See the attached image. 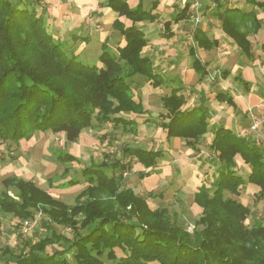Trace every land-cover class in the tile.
<instances>
[{
	"label": "trees",
	"instance_id": "trees-1",
	"mask_svg": "<svg viewBox=\"0 0 264 264\" xmlns=\"http://www.w3.org/2000/svg\"><path fill=\"white\" fill-rule=\"evenodd\" d=\"M145 1L134 0L131 7L129 0H103L102 5L116 15L112 29L120 37L112 45L104 42L98 64L90 65L79 59L77 43L50 29L40 0H0V142L18 145L35 133L51 132L74 143L96 123L124 127L144 115L143 85L156 89L165 84L143 55L148 40L137 24L158 18L154 13L158 1L150 0L148 5ZM212 2V17L225 37L252 62L250 37L264 28V1L247 0L244 5L249 8ZM187 9L186 5L175 21L185 18ZM165 25L168 29L170 23ZM195 39L203 45L199 30ZM195 65L200 71L197 61ZM160 103L164 121L159 127L166 138H178L196 150L207 131L206 111L201 107L181 111L185 99L174 88ZM209 150L216 172L193 196V203L202 210L197 222L202 230L193 236L178 224L171 226L165 209H151L146 199L122 188V174L130 162H108L105 156L101 164L84 168L81 176L88 186L73 207L30 181L6 178L0 189V212L24 220L39 211L47 230L37 242L27 241V252L18 256L8 247L0 248V264H104V260L113 264H264V223L246 226L249 209L237 200L241 190L252 185L256 199L264 201V144L219 128ZM121 153L146 170L156 168L162 156L161 151L130 146ZM55 158L61 165L78 161L63 152ZM236 160L247 166L246 177L239 174ZM76 185L77 180L69 178L55 188ZM101 197L106 198L105 204ZM128 207L124 214L118 211ZM51 225L72 228L67 248L61 247L64 238Z\"/></svg>",
	"mask_w": 264,
	"mask_h": 264
},
{
	"label": "rangeland",
	"instance_id": "rangeland-1",
	"mask_svg": "<svg viewBox=\"0 0 264 264\" xmlns=\"http://www.w3.org/2000/svg\"><path fill=\"white\" fill-rule=\"evenodd\" d=\"M149 1L150 0H146L145 4H147ZM161 1L163 3L169 0ZM197 1L198 9L199 6L202 5V0ZM206 1H208V4H210L209 11H214L215 3H213L212 0ZM220 1L221 3H227L228 5H239L241 7L244 6V8H249L248 6H245L246 4L244 5L247 0ZM70 2L71 0H40V4L38 3V5L40 8L45 10L46 23H48L50 29L56 31L58 28L61 31L57 33L63 34L64 32L61 28V22L64 20L63 16L69 13H72L70 22H73L75 25L83 22V18L86 16V22L89 23L88 26H91L93 30L96 29L97 25L101 26V24L96 23L94 18L90 17V12H100V4L95 2V4L89 10H86L83 13L79 8L76 9L77 11L72 12L73 10L71 11L68 7ZM179 2L181 5H183L181 0ZM189 4L190 3L188 2L183 5V7L187 5L189 9ZM71 7L73 8L72 5ZM131 7H133V5ZM40 8H38V14L42 12ZM190 9L194 11L196 10V8H192L191 6ZM199 17H201L200 13ZM101 21L103 22V29L105 31L104 33L107 32V35L109 36L108 44L112 45L113 42H115L116 39L120 37V34L119 32H116L112 29L111 21L109 22L107 19L105 20V18H103ZM164 23L165 22L162 24ZM78 29L80 30L81 28ZM87 30L88 29H86V31ZM262 34L263 33L260 35ZM260 35L250 37L253 45L260 43ZM80 48L81 47L78 46L77 53L81 52L80 57H82L83 49ZM99 49V44L93 42L85 49L86 53L88 54L87 56L93 59L87 61L80 58L79 59L83 63L87 62L90 65H93L94 63L96 64V55L100 52ZM143 87H146L149 90L146 91V95L148 97H146L147 102L149 101L148 103H150V101L156 103L159 101L160 97H163L166 94L164 89H166L167 86L166 88L161 87L158 89H150L148 85H143ZM144 105L145 104L143 103V106ZM156 106V104H153L151 107L148 106L146 108V113L148 114L145 113L144 115L137 116L145 117L147 115L146 117L149 118V122L151 123L150 126H138L137 124H133L134 126L126 125L123 127L119 125L116 127L111 122L101 123L100 125L96 123L93 129L83 130L78 140L74 143L66 142L63 134H53L51 132L35 133L29 141L22 140L18 145H15L12 142H0V159L3 157L5 158H3V162L0 161V189L2 188L3 180L10 177H16L18 179L34 183L38 188L49 193L55 200L64 203L66 206L73 207L76 202L75 198L88 186L84 178L81 176V171L92 164H101L102 161L106 160V156L108 157V162H114L116 160H120L121 163L130 162L129 164H131V167L128 170H125L122 174L123 189L132 190L137 194V196L146 199L151 209H165L167 212V217L169 218L168 221H170L172 224L171 226L178 224V226H181L189 236H193L195 233H198L202 230V227H199L197 224L198 219L201 217L202 210L196 205H192L193 196L197 190L196 187L198 185L200 186L202 183H205L206 180L200 182L198 177H196L197 172L193 176L190 174L193 172V170L191 167H189V156L186 154V152L189 151V148L187 147L188 151L185 149L180 151V149H178L175 145L176 138H166L165 132L159 127V123L164 121L163 118L160 117V114L162 115V113L159 108H155ZM151 116H156L155 122H153V117ZM137 117H135V120H137ZM259 119L263 121L262 125L259 127V130L252 135H247L254 136V140L259 139L258 145L264 143V132L261 131V128L264 124V119L260 117ZM150 135L154 136V140L156 141L151 143V147H161L163 150V152H161L162 156L160 157V161L163 160L162 167L159 171L160 174L156 177L158 179L167 181L169 185L167 189L158 186L157 183L152 181L153 178H156L155 176L153 177L154 173L155 175L157 174L155 169L146 170L139 164L136 166L137 163L133 162L132 159H125L121 155L122 148L129 146L132 143V140L138 142L139 140ZM58 152L69 153L78 158V161L61 165L55 158ZM178 177H181L182 184L178 182ZM69 178L76 179L78 185L64 189L55 188L58 184ZM248 187L250 189L248 188L246 190H241L240 195L237 197V200L249 209V216L247 217L244 224L246 226H250L254 222L263 224L264 201H258L256 199V195L254 194V188L256 189L255 186L248 185ZM177 191L178 193H182V195L174 196ZM11 192L14 193L13 190H11ZM93 196L95 195L93 194ZM99 200L103 202L106 200V198L101 197ZM103 203L105 204V201ZM128 210L129 207L126 210L118 209V211L122 212L123 214ZM37 219V226H35L36 223L33 221ZM26 221H28L29 225L34 223L33 226L28 225V230H26L23 224ZM0 222V248L8 247L11 249V253L14 256H18L22 251L27 252V250L24 249L25 243L28 241L30 244H33L41 238H44L47 230V228L43 225V223L46 222V218L39 211L35 212L31 218L24 220H17L13 216H4L3 213L0 212ZM51 226L56 231V233L64 238L61 247L67 248L69 244L68 242L73 236L72 228H62L56 225ZM116 253L117 256H120L119 251H116ZM6 258L11 259L12 256ZM104 264L113 263L108 260H104Z\"/></svg>",
	"mask_w": 264,
	"mask_h": 264
},
{
	"label": "crops",
	"instance_id": "crops-1",
	"mask_svg": "<svg viewBox=\"0 0 264 264\" xmlns=\"http://www.w3.org/2000/svg\"><path fill=\"white\" fill-rule=\"evenodd\" d=\"M153 1H158V6L154 13L158 15L157 21L160 22L150 23L144 21L137 24L148 40V45L145 47L143 55L152 61L155 73L165 80V84L161 86L164 88L167 86L164 89L166 91L165 95H168L171 89L174 88L178 89L179 94L184 97L185 104L181 111H190L198 107L206 111L207 131L197 149L189 148L188 151L184 145L185 143L178 138L175 139V145L180 151L182 149L188 151L186 154L189 156V167L193 170L190 174L193 176L197 172L196 177H198V180L200 182L206 180L207 182L216 172L215 163L209 161L212 156L209 147L215 130L224 128L237 136L253 139L254 136L243 135L242 132L252 126L254 118L260 117L264 119V52L261 50V46L264 43V28L256 35L263 33L259 36L260 43L253 45L250 39L254 60L249 62L240 53L239 48L232 40L225 37L220 29V23L212 17L213 11H209L210 4H208V1L202 0V5L195 11L190 9L189 4L186 17L180 21H175L176 16L184 8L180 4V0H169L163 3L161 0ZM95 2L100 4L101 10L98 13L90 12V17L94 18L96 23L101 24V26H96V29L99 30H93L91 26H88L89 23L86 22V16L83 18L84 24L83 22L78 25L71 23L72 13L64 15V20L61 22L62 26L60 25L64 32L62 34L63 39H69L68 41L70 42L71 40L73 44L77 43L76 48L79 46L81 47L80 49H83L82 57L79 58L86 61L93 59L87 56L88 54L85 51L87 47L93 42L99 44L100 52L96 55L97 59L101 54V45L109 41L107 32L104 33L101 20L105 18V20L107 19L113 23L116 15L102 5L103 0H71L68 6L71 11L73 10L72 12L77 11L76 9L79 8L84 13ZM129 3H131V6L136 4L134 0H129ZM199 13L201 17H199ZM197 17H199L198 22L196 21ZM163 22L165 23L162 24ZM166 23H170L168 29H166ZM78 28L81 29L79 30ZM86 29L88 30L86 31ZM197 30L204 35L203 45H198L195 39ZM56 31L60 32L61 30L57 28ZM211 43H214L213 47H210ZM196 61L201 68L200 71L196 68ZM148 87L153 89L150 85ZM146 91H149L146 87L141 88L140 91L142 105L143 103L145 104L143 106L145 112L148 106L151 107L156 104L155 108H159L161 113H163L160 103L161 97L156 103L151 101L148 103ZM228 99L230 101L227 102ZM146 116L137 117V120L134 119L131 122L132 125L150 126V120ZM151 117H153V122H155L156 116ZM126 120L129 121L130 118L126 117ZM261 131L264 132V124ZM154 141V136L150 135L138 142L132 140L129 146L163 152L161 147H155L156 149L151 147V143ZM162 161H159L157 167L154 168L157 174L155 175L154 173L153 177L160 174ZM236 161L239 174L246 177L248 173L247 166L241 164L239 160ZM152 181L166 189L169 187L167 181L157 177L153 178ZM178 182L182 184L181 177H178ZM200 186L198 185L196 188L198 189ZM248 188L246 186L244 189ZM177 195L181 196L182 193L177 191L174 196ZM192 205L195 204L192 203Z\"/></svg>",
	"mask_w": 264,
	"mask_h": 264
},
{
	"label": "built area",
	"instance_id": "built-area-1",
	"mask_svg": "<svg viewBox=\"0 0 264 264\" xmlns=\"http://www.w3.org/2000/svg\"><path fill=\"white\" fill-rule=\"evenodd\" d=\"M188 2L190 3V6H191L192 8H196V10H197V6H198V1H197V0H181V3H182L183 5H185V4L188 3ZM198 19H199V17H197V19H196L197 22H198ZM262 122H263V121H262L261 119H259V118H254V121H253L252 126H251L248 130L243 131V132H242L243 135H248V134L252 135V134L256 133V132L259 130V127L262 125ZM258 140H259V139H258ZM258 140L255 139L256 144H258ZM33 222L36 223L35 226H37L38 219L35 220V221H33ZM34 223H32L31 225H29L28 221H26V222H24L23 224H24L26 230H28V229H29V226H33ZM28 225H29V226H28ZM35 226H34V227H35ZM22 227H23V226H22ZM23 228H24V227H23Z\"/></svg>",
	"mask_w": 264,
	"mask_h": 264
}]
</instances>
